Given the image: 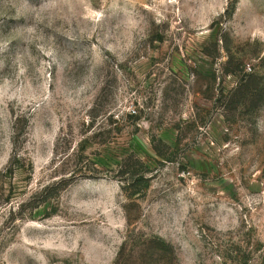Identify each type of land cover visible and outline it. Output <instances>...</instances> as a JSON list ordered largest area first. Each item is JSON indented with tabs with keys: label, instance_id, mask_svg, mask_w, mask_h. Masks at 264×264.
<instances>
[{
	"label": "rangeland",
	"instance_id": "374dc122",
	"mask_svg": "<svg viewBox=\"0 0 264 264\" xmlns=\"http://www.w3.org/2000/svg\"><path fill=\"white\" fill-rule=\"evenodd\" d=\"M0 264H264V0H0Z\"/></svg>",
	"mask_w": 264,
	"mask_h": 264
}]
</instances>
